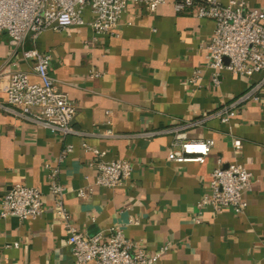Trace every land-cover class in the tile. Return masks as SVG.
<instances>
[{
  "label": "crops",
  "instance_id": "1",
  "mask_svg": "<svg viewBox=\"0 0 264 264\" xmlns=\"http://www.w3.org/2000/svg\"><path fill=\"white\" fill-rule=\"evenodd\" d=\"M246 3L264 8V0ZM213 29L212 20L192 10L177 13L173 0H165L153 13L127 3L113 36L72 25L45 30L35 41L26 35L14 47L0 33V103L11 73L38 82L33 61L23 56L35 48L49 55L54 85L75 106V133L66 137L0 107V199L23 184L40 191L43 205L35 219L0 220V264H75L66 222L87 237L121 226L149 255L168 245L155 264H264V85L259 100L235 105L263 73L223 71L220 85L212 87L204 47ZM198 68L204 71L201 87L189 81ZM230 105L228 124L203 120ZM176 132L187 140H213L203 163L167 160ZM230 136L241 140L239 151ZM65 144L72 150L61 158ZM93 150L102 151L104 161L127 160L130 179L113 188L95 186ZM218 161L238 162L251 173L241 214L196 207ZM52 170L64 187L66 217L49 192ZM88 187L91 193L79 197ZM14 242L18 247H6Z\"/></svg>",
  "mask_w": 264,
  "mask_h": 264
},
{
  "label": "built area",
  "instance_id": "2",
  "mask_svg": "<svg viewBox=\"0 0 264 264\" xmlns=\"http://www.w3.org/2000/svg\"><path fill=\"white\" fill-rule=\"evenodd\" d=\"M165 0H0V33H6L14 47L22 44L26 35L35 41L45 30H64L72 25H87L95 35H115L116 27L127 3L142 6L149 13L155 12ZM247 0H173L174 10L184 13L192 10L198 18L210 19L214 29L208 44L205 69L209 73L212 87L221 83V73L227 71L236 76L248 77L263 73L262 79L241 95L236 104L249 99L259 100L258 91L264 85V8L250 9ZM87 11L89 19L83 17ZM26 59L33 61V71L38 82L31 83L27 73L16 71L10 74L5 89L6 99L0 107L22 119L59 133L66 137L75 133L72 121L75 106L60 93L48 72L49 55L32 48L23 51ZM203 70L195 69L190 83L201 87ZM234 105V106H235ZM223 106L205 115V119L217 118L221 123L230 122V109ZM200 121L201 122H203ZM194 124H199L196 122ZM232 149L237 152L242 142L231 137ZM214 142L187 140L184 134L176 132L168 152L167 160L178 163H203ZM72 150L65 144L60 157ZM94 158L89 166L94 170V185L113 188L126 183L132 174V166L127 160L104 161L102 151L93 150ZM56 170L49 173V192L54 199L58 214L66 217L62 196L64 187L55 179ZM251 173L238 162L223 166L218 161L209 179V192L196 207H210L217 212L223 208L241 214L245 208L243 194L250 189ZM91 187L80 189L78 196L87 197ZM41 194L37 188L15 184L9 187L0 199V220L9 216L20 221L35 219L43 212ZM198 222L197 219H194ZM130 223H137L130 221ZM66 243L70 246L75 264H155L159 255L167 250L161 246L157 253L147 254L135 241L125 236L121 226L111 227L107 233L87 237L78 232L70 223H65ZM18 247L14 242L6 247Z\"/></svg>",
  "mask_w": 264,
  "mask_h": 264
}]
</instances>
